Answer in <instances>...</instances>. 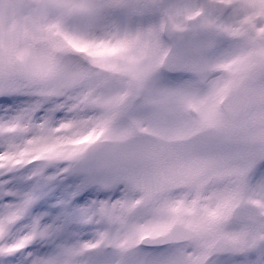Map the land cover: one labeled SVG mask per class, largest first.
<instances>
[{
	"label": "snow or ice",
	"instance_id": "obj_1",
	"mask_svg": "<svg viewBox=\"0 0 264 264\" xmlns=\"http://www.w3.org/2000/svg\"><path fill=\"white\" fill-rule=\"evenodd\" d=\"M161 3L162 0H39L30 7L27 20L30 43L20 50L10 49L7 57L0 56V96H5L2 103L9 105V96H27L31 102L13 115L0 117V135L5 137L0 151L14 150L15 138L35 119L36 104L49 96L59 97L76 86L88 84L91 87L87 95L99 105L100 111L93 117L90 132L78 141L81 147L73 157L78 163L72 165L66 161L64 166L57 165L51 171L29 165L0 168V176L19 174V180L33 181L27 191H4L6 185L0 184V201L5 196L14 198L0 202V264H89L90 251L106 248L119 253L111 264H129L127 254L141 243L171 246V251L146 260L145 264H191L190 257L176 247L182 239H192L207 248L201 264L209 261L216 264L211 258L223 253L241 257L233 259L232 264H264V176L253 183V170L264 163V138L255 140V151L243 158L225 151L221 141L209 140L203 151L216 155L175 163L182 178L179 184L152 183L133 177L132 165L127 163L84 159L90 143L96 139L125 140L143 133L171 142L186 127L179 120V111H198L201 105L211 103L209 97H202L196 84L187 81L178 87L155 90L149 100L151 111L136 117L130 115L137 110L136 95L162 69L195 73L206 79L209 72L227 67L206 59L207 52L218 48L220 41L229 45L220 55H232L239 48V62L244 69L215 93L221 101L229 89L239 85L240 76L264 79V0H248L241 7H236L233 0H206L184 17L196 19L207 14V23L203 25L206 38L198 48L180 50L172 56L168 51L159 52V33L155 29L145 30L132 22L134 17L155 13ZM168 11L170 15L180 16L182 8L177 0H172ZM109 17L125 19L117 23L109 21ZM185 27L178 20L172 24L174 31H183ZM166 28L162 26L161 31ZM252 60L260 62L253 66ZM122 64L140 66V72L133 74L135 87L111 95L105 77L117 73ZM56 75L61 76V82L52 87L48 82ZM98 91L104 94L99 95ZM170 118L176 119L175 128L170 126ZM123 119L128 123L113 127L114 121ZM143 159L162 171L176 160L173 154L163 150L145 153ZM241 159L243 162L237 163ZM209 170H215V182L221 187L206 195L202 181ZM77 173L82 174V182L64 189L52 206L59 207L57 214L52 215L50 210L40 212L28 223L20 224L37 201ZM130 182L146 192L149 199L177 187H186L191 199H180L155 209L157 214H168L171 226L154 225L150 239L145 236V226L129 220L141 201L129 202L125 194L115 200H92L69 210L72 199L89 184L108 189ZM46 217H50L47 222ZM102 222L115 225V231L97 227L91 240L69 243L57 239L73 223L98 226ZM178 224L187 225L180 237L175 234ZM210 239L217 242L209 246ZM46 243L52 247L38 246Z\"/></svg>",
	"mask_w": 264,
	"mask_h": 264
},
{
	"label": "clouds",
	"instance_id": "obj_2",
	"mask_svg": "<svg viewBox=\"0 0 264 264\" xmlns=\"http://www.w3.org/2000/svg\"><path fill=\"white\" fill-rule=\"evenodd\" d=\"M171 2L172 0H162L161 7L152 14L154 16L152 22H139L142 17H134L132 20L134 25H139L145 30L155 29L159 33V52L163 54L168 51L169 56L180 50L192 51L198 48L206 38L203 25L207 23V14L196 19H184L187 14L194 12L206 0H177L182 8L180 16L170 15L168 5ZM233 3L236 7L244 4L243 0H233ZM124 19V17H109V21L117 23H123ZM177 20L186 25L185 30H173L172 24ZM165 25L166 30L161 31L162 26ZM221 52L218 48L211 49L207 52L206 59L211 62L224 63L227 67L209 72L206 79H201L195 73H191L188 82L195 83L199 94L202 97H209L211 103L201 105L198 111L180 110L179 120L186 127L171 142L166 143L155 134L143 133H137L125 140L96 139L90 143L84 159L127 163L132 165L130 175L133 177L143 178L152 183L175 181L179 184L182 183V178L175 168V163L198 161L207 159L210 155H216L203 151V146L209 140L221 141L225 151L237 153L241 158L254 152V141L264 138V79L240 76L238 86L229 89L226 95L221 93L224 95L221 101L215 93L226 83L237 78L238 74L244 70L239 62V48L234 49L232 55H220ZM7 55L8 50L5 49L3 56L7 57ZM233 60L236 62L231 63ZM259 62L252 60L251 64L255 66ZM140 70V66L122 64L117 73L105 77L108 92L111 95H120L134 88L133 74L139 73ZM159 73L151 76L137 93L135 98L137 110L130 115L141 117L148 114L151 111L149 104L151 94L158 89L173 88L156 82ZM60 82L61 76L56 75L48 83L56 87ZM90 87L88 84L76 86L65 95L49 96L37 103L35 119L30 125L26 124L24 133L15 138L14 150L0 151V168L29 165L49 171L57 165L64 166L66 161L72 165L78 163L73 159L81 147L78 141L90 132L93 117L100 111L99 105L87 95ZM98 94L103 95L104 93L98 91ZM42 108L44 115L38 118L36 113ZM60 110H63L65 115L56 118L55 113ZM127 123V119L117 120L113 122V127L119 128ZM169 124L175 128L176 119L170 118ZM160 150L166 154H173L176 158L175 161L166 165L163 171L153 166L151 161L143 159L145 153H155ZM242 162V159L237 161V163ZM215 175V170H209L204 177L202 181L205 188L204 194H210L221 187L216 184ZM123 186V194L129 202L141 201L129 217L130 223L145 226L147 229L145 236L149 239L153 235L154 225L171 226L168 214L164 212L157 214L155 209L180 199H191V196L187 195L186 187H177L175 191H165L149 199L147 193L137 188L134 182L123 184ZM95 226L104 231L114 232L116 229L115 225L107 222ZM186 227V224L175 226L177 237L182 236ZM216 242L217 240L210 239L209 246ZM176 247L182 249L185 255L190 257L191 264H201L202 254L207 251L206 247L199 246L192 239H182ZM118 256L119 253L115 259Z\"/></svg>",
	"mask_w": 264,
	"mask_h": 264
},
{
	"label": "rangeland",
	"instance_id": "obj_3",
	"mask_svg": "<svg viewBox=\"0 0 264 264\" xmlns=\"http://www.w3.org/2000/svg\"><path fill=\"white\" fill-rule=\"evenodd\" d=\"M39 2V0H31L28 4V10L27 13L30 14V7ZM244 3L248 2V0H243ZM259 2V0H257ZM146 16H152V14H148ZM142 19V18H141ZM140 19V20H141ZM148 23V22H147ZM220 41L218 45V49H222V45L220 46ZM30 43V41L25 40L20 43L18 46V50L23 49L25 46H27ZM169 79H165L162 83L157 82L160 85H165L169 87H177L185 82H187L191 77L190 76H183L179 78H172L164 74ZM6 99L5 96H2L0 98V117H3L5 115H13L15 114V111L23 107L26 103L31 102V98L27 96H9L7 99L11 100V104H4L2 101ZM6 109H10V111L6 112ZM44 115V109L38 110L36 113V116L38 118H42ZM65 115L63 110L57 111L55 113L56 118H61ZM5 137L3 135H0V144L4 143ZM51 171V170H49ZM19 174H12L8 173L3 176H0V184H5L6 188L3 189L4 191L7 190H20V191H27L31 187L33 181H22L18 179ZM262 176H264V163L259 165L254 171H253V183L258 181ZM83 176L80 174H75L73 177H69L67 180L62 181L60 185L53 188L51 192H49L48 195L44 196L41 200L37 201L31 208L30 213L25 216V218L20 222V224H26L28 223L33 216L40 212L44 211H51L52 215L57 214V212L60 211L59 207L53 208L52 206L56 203V201L61 197L63 191L65 188H67L68 185L73 184H79L82 182ZM123 184L114 185L111 188L104 189V188H98L95 184H89L88 186L82 188L79 193L72 199V203L69 210L79 208L81 206L87 205L92 200H99V199H111L115 200L120 198L123 195ZM14 198L12 196H5L3 197V200L0 202H7L11 201ZM46 222L50 220V217L45 218ZM19 227V225H18ZM96 226L93 224H80V223H73L69 226V228L61 233L58 236L59 240H67L69 242H75L76 240H91L94 237V234L96 232ZM39 247L50 249L52 246L50 244H41L38 245ZM141 246V244H140ZM140 252H130L127 255V258L129 260V264H145L146 260L153 259L155 257H158L162 254L155 253L152 251H148V249H144L142 246L139 248ZM117 252L114 249H99V250H92L87 256V259L89 261V264H111V261L116 258ZM231 255V254H229ZM228 255V256H229ZM252 255H255L253 253ZM217 258L214 261L216 264H232L231 260L220 258V256L213 257ZM224 259V260H223ZM239 259V258H238Z\"/></svg>",
	"mask_w": 264,
	"mask_h": 264
},
{
	"label": "water",
	"instance_id": "obj_4",
	"mask_svg": "<svg viewBox=\"0 0 264 264\" xmlns=\"http://www.w3.org/2000/svg\"><path fill=\"white\" fill-rule=\"evenodd\" d=\"M27 1L0 0V56H3L5 49L17 50V45L24 38H29V16L24 15ZM15 16L18 22L12 28H7L8 22Z\"/></svg>",
	"mask_w": 264,
	"mask_h": 264
},
{
	"label": "bare ground",
	"instance_id": "obj_5",
	"mask_svg": "<svg viewBox=\"0 0 264 264\" xmlns=\"http://www.w3.org/2000/svg\"><path fill=\"white\" fill-rule=\"evenodd\" d=\"M233 259H238V257H231L230 260L232 261Z\"/></svg>",
	"mask_w": 264,
	"mask_h": 264
}]
</instances>
